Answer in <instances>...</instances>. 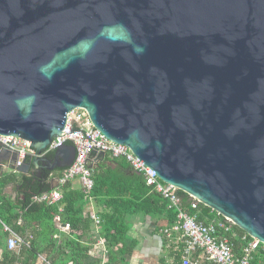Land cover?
I'll use <instances>...</instances> for the list:
<instances>
[{"label": "water", "instance_id": "water-1", "mask_svg": "<svg viewBox=\"0 0 264 264\" xmlns=\"http://www.w3.org/2000/svg\"><path fill=\"white\" fill-rule=\"evenodd\" d=\"M77 107L264 242V0H0V134L40 153ZM3 149L25 173L75 155Z\"/></svg>", "mask_w": 264, "mask_h": 264}, {"label": "trees", "instance_id": "trees-1", "mask_svg": "<svg viewBox=\"0 0 264 264\" xmlns=\"http://www.w3.org/2000/svg\"><path fill=\"white\" fill-rule=\"evenodd\" d=\"M46 156L51 159L53 152ZM90 168L91 189H85L80 180L75 185L73 178L59 186L58 201L47 203L34 196L50 192L54 188L52 180L60 177L63 169L36 172L31 171L30 165L25 173L0 165V264H38L39 255L45 256L48 264H129L137 240L128 231L131 218L137 215L156 221L155 232L160 234L163 246H167L162 264H180L183 246L176 247L163 232L177 221L176 210L169 207V201L154 186L147 185L144 175L134 171L123 158L106 155L97 158ZM179 194L183 208L197 221L222 218L202 203L192 207L188 195L183 191ZM90 205L94 212L88 208ZM55 214H59L62 223L69 224L66 231L58 229L53 220ZM92 214L98 216L97 222L91 218ZM3 224L23 240L17 249H8L9 233L4 231ZM95 228L96 236L83 239L84 234ZM243 234V230L233 225L227 235L235 251L239 252V238ZM99 238L103 245L98 244Z\"/></svg>", "mask_w": 264, "mask_h": 264}, {"label": "built area", "instance_id": "built-area-1", "mask_svg": "<svg viewBox=\"0 0 264 264\" xmlns=\"http://www.w3.org/2000/svg\"><path fill=\"white\" fill-rule=\"evenodd\" d=\"M63 144L74 146L75 155L72 163L62 170L61 176L57 178L50 192L34 196V199L47 201V203L58 201L61 196L59 186L76 177L85 189H91L93 180L90 166L96 162L97 155L102 152L105 156L123 158L134 171L141 172L146 184L154 186L156 191L169 201V207L176 210L177 221L171 227H165L163 232L172 239L176 247L179 244L183 246L180 264H264V257H262L264 242L245 233L239 238L241 242L239 252L235 251L234 245L227 236L232 226L235 225L230 219L222 216V218H215L208 222L197 221L195 216L190 215L183 208L179 188L162 182L127 145L115 143L104 136L93 125L87 111L82 107L74 108L67 113L62 130L52 137L40 153L25 139L0 134V148L5 147L17 153L16 166H21L27 156L30 158L46 156L47 153L54 152ZM91 154L97 158L92 157ZM187 195L192 207L200 203L196 198ZM91 218L95 222L98 221V216L95 214H92ZM53 220L60 231H66L69 228L68 223L61 222L59 214H55ZM3 229L9 233L8 249H17L23 240L7 225L3 224ZM58 235L57 233L54 236L57 238ZM97 241L99 245H103L100 238ZM38 262L48 264L43 255H39Z\"/></svg>", "mask_w": 264, "mask_h": 264}, {"label": "crops", "instance_id": "crops-1", "mask_svg": "<svg viewBox=\"0 0 264 264\" xmlns=\"http://www.w3.org/2000/svg\"><path fill=\"white\" fill-rule=\"evenodd\" d=\"M11 164L12 154L0 148V165L3 168H9ZM56 182L57 179H53L52 185L54 186ZM10 189L9 187L8 191ZM88 208L94 212L92 205ZM156 225V221L149 217L137 215L131 218L128 233L130 237L137 240V245L130 257L129 264H162V260L167 254V246H163L160 234L155 232ZM160 232H162L161 229ZM90 235H97L96 228L84 234L83 239Z\"/></svg>", "mask_w": 264, "mask_h": 264}, {"label": "rangeland", "instance_id": "rangeland-1", "mask_svg": "<svg viewBox=\"0 0 264 264\" xmlns=\"http://www.w3.org/2000/svg\"><path fill=\"white\" fill-rule=\"evenodd\" d=\"M73 183H74L75 185H78V184H79V179H78V178H75V179L73 180Z\"/></svg>", "mask_w": 264, "mask_h": 264}]
</instances>
